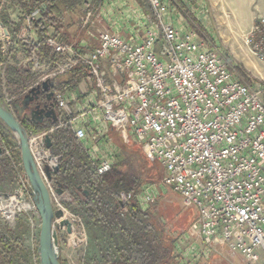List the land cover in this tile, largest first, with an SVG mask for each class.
Returning <instances> with one entry per match:
<instances>
[{
	"label": "built area",
	"instance_id": "1",
	"mask_svg": "<svg viewBox=\"0 0 264 264\" xmlns=\"http://www.w3.org/2000/svg\"><path fill=\"white\" fill-rule=\"evenodd\" d=\"M9 1L1 0L0 11ZM146 2L154 25L145 29L140 40L100 31L93 49L82 53L61 35L49 33L45 43L61 59L52 61L30 52L31 66L40 71L35 84L52 81L57 107V122L28 136L51 199L62 196L54 190L53 169L59 164V156L51 155L45 136L57 128H70L97 174L113 166L112 146L88 136V132H101L83 124L89 117L105 127L111 125L125 137L128 130L161 165V184L196 210L191 229L199 239L200 251L195 253L193 246V256L205 254L212 244H225L232 255H241L245 264H264V77L255 86L244 83L195 30L164 21L168 12L165 0ZM44 7L40 4L20 12L21 28H33ZM93 16L94 9L86 4L82 26H87ZM19 31L15 39L26 42L23 31ZM245 43L262 60L264 74V17L251 28ZM76 66H85L88 71L85 79L90 84V96L86 105L72 112L68 103L74 93L62 81L60 86L55 84V79ZM1 98L12 109L15 99L5 91ZM2 149L8 155V149ZM46 166L52 179L45 176ZM27 187L30 193L29 183ZM136 196L143 208L154 203L149 187ZM133 197L131 191L119 193L117 200L123 211ZM30 207L22 190L0 193L3 219L11 220Z\"/></svg>",
	"mask_w": 264,
	"mask_h": 264
},
{
	"label": "rangeland",
	"instance_id": "2",
	"mask_svg": "<svg viewBox=\"0 0 264 264\" xmlns=\"http://www.w3.org/2000/svg\"><path fill=\"white\" fill-rule=\"evenodd\" d=\"M169 1L172 3L173 0ZM177 3L181 4L180 6L184 11H187L190 20L194 23H192L191 29L195 30L226 59L230 69L241 81L255 86L262 80L264 77L263 62L250 51L245 43V38L257 21L264 17V0H177ZM143 4L148 7L147 14H150L146 0L143 1ZM4 8L1 10L2 12L5 10ZM194 14H196V17ZM216 17L219 18L218 22L215 20ZM67 35L69 36V33ZM62 78L69 81L68 72L58 76L55 79V84L59 83L60 86ZM108 135L116 146L112 156L113 165L117 160L121 162L125 160V162L130 163L129 160L133 158L134 166L140 169L143 165H147V161L150 165L152 164L149 163L150 161L154 162L149 158L143 147L141 148V145L132 138L128 130L126 137L117 129H110ZM7 139L11 144L18 147V139L14 134L9 138L7 137ZM16 149L20 155L19 147ZM133 150H138V153H133ZM1 158L0 180H7L4 183L0 182V192L5 191L13 194L18 190H22L26 202L31 204L30 209H26L11 220L0 217V233L11 244L16 243V254L12 257L10 264H40L38 254L40 216L34 206L29 190H25V188H28V181L24 179L21 156L18 158L19 165L16 162L15 164L7 163ZM144 161H146V164H143ZM153 164L157 167L160 177L149 176V179H142L137 189L131 191L134 197L129 204L130 206L135 205L140 211L149 214L148 218L153 223L155 231L161 230L171 237V256L174 263L245 264L241 255H232L225 244H212L205 254H199L198 256L194 254L193 256L191 251L193 246L195 253L200 251L199 239L195 231L191 229L195 219L193 212L189 206L184 205L179 194L161 184L163 170L157 163ZM152 169L155 170L156 168ZM145 175L147 176V171ZM75 176V182L80 188L87 191L85 184L80 182L79 175L75 173ZM57 180L59 181V179ZM146 187L150 188L155 199L153 204L143 208L139 204L136 195L139 194L142 188L145 189ZM62 188L63 193L60 198L55 195L52 196V206L56 213L54 228L58 239L57 253L60 260L65 264H108L109 259H114L117 256L116 247L124 245L120 231L118 229L106 230L99 221L90 219L85 207L78 205L73 200L70 190L63 185ZM105 200L107 199L105 198ZM68 204L71 207H68ZM127 211L128 209L126 211L120 210L124 214L120 217H122L123 223L127 227L133 228L130 219L126 216ZM12 240H17V242L13 243ZM0 264L8 263L0 259Z\"/></svg>",
	"mask_w": 264,
	"mask_h": 264
},
{
	"label": "trees",
	"instance_id": "3",
	"mask_svg": "<svg viewBox=\"0 0 264 264\" xmlns=\"http://www.w3.org/2000/svg\"><path fill=\"white\" fill-rule=\"evenodd\" d=\"M82 2L83 0H10L6 7H17L21 13H24L40 6V4H45V7L41 8L39 18L32 24L38 33V40L26 41L23 44L24 51L27 53L34 51L40 58L45 57L48 60L57 61L61 59V55L51 53V49L45 43L46 37L50 33L66 38V34L63 31L66 12L73 11ZM2 22L4 23L3 20ZM17 30L18 25H14L13 32L15 33ZM2 46L3 42L0 40V55ZM68 74L70 80L78 81V79L85 77L88 71L85 66H76L69 70ZM30 82L27 75L21 72L17 74L15 80L9 79L6 83H11L15 87L11 91V95H19L18 98H20L30 85ZM67 83L68 81L65 84ZM20 122L29 133H38L44 129L42 125L34 124L27 117L21 118ZM5 130L7 132L10 131L7 127ZM3 132H0L2 133L1 139L6 140L4 146L9 153L2 160L8 163L9 157L13 156L15 159L9 160L10 163L15 164L16 162L19 165L20 161L18 158L20 155L16 149L18 147L15 144H11L7 139L10 135ZM50 138V153L53 156H59V169L55 174L56 181L59 179V182L70 190L73 200L78 205L85 207L90 219L99 221L106 230L113 231L118 229L121 233L124 245L116 247L117 256L114 259H109L108 264H175L171 256V237L164 234L161 230L155 231L153 223L148 218L149 214L140 211L135 205H128L126 216L130 219L133 228L127 227L123 223L122 217H120L124 215H121L122 212H120L123 206L117 200V196L121 191H135L142 179H149V176L159 178L160 174L155 164H153L157 163L162 169L159 162L148 155L154 162L150 161L149 163H152L150 165L147 161V165H143V167L138 169L134 166L133 158L129 160L130 163L125 162V160L122 162L117 160L108 172L99 175L93 169L91 159L83 144L75 138L67 125L57 128ZM134 152L138 153V150H133ZM143 164H146V161ZM154 167L156 168L155 170L152 169ZM146 171L147 176L145 175ZM75 173L79 175L80 182L85 184L86 192L75 182ZM67 206L71 207L70 204ZM190 209L194 218H196V210L193 207H190ZM12 242H17V240H12ZM15 244H11L0 233V259L10 264L12 257L16 254ZM60 262L64 263L61 260Z\"/></svg>",
	"mask_w": 264,
	"mask_h": 264
},
{
	"label": "crops",
	"instance_id": "4",
	"mask_svg": "<svg viewBox=\"0 0 264 264\" xmlns=\"http://www.w3.org/2000/svg\"><path fill=\"white\" fill-rule=\"evenodd\" d=\"M143 1L144 0H85L73 11L66 12V16L64 18L65 26L63 27V31L64 34H66L65 36L67 39L64 37L63 38L74 48H80L82 53L88 52L89 50L93 49L96 44L95 37L100 31H110L118 33L123 38L134 41L140 40L144 34L145 29L149 26L152 27L154 25L151 21L150 14H147L148 7L143 4ZM165 1L168 3V12L163 17L164 21L170 22L181 29H191L193 26V22L190 20L187 11H184V9L181 8V4H178L177 0H171L172 3H170L169 0ZM86 4H90L94 9V16L91 18L89 24L84 27L81 24V18L84 14ZM177 6H179L180 8H178ZM4 9L5 10L3 12H0V40L3 42L0 55V95L4 93V91L8 92V94L11 95V91L15 87L14 85H11V83H6L7 80H15L17 74L23 72L31 81L30 85L28 86L29 88L38 81L40 76V71L35 70L31 66V62L29 61L30 53L24 51L23 44L25 42L23 40L17 41L15 39V36L18 32L21 33V31L19 30H22L26 41H37L38 33L34 27L25 30L21 28V13L17 7H6ZM192 12L194 13L193 10ZM194 15L196 17V14ZM2 20L4 21V23L2 22ZM215 20L216 22H218L219 18L216 17ZM14 25H18V30L15 33L13 32ZM68 33L69 36L67 35ZM64 78L61 79V81L64 82L63 85L70 88L75 95L72 101L68 103V106L72 110V112H76L81 105L84 106L87 104V100L90 96L89 81L86 80L85 77H82L78 79V81L72 79L69 80L67 84H65L66 79ZM28 88H26V90ZM11 96L14 99L15 97L16 99H18L19 95ZM83 124L88 128H90L91 126L92 129H100L101 132H88V136H96L97 138L106 140L115 151L116 146L108 135L109 130L114 129L111 125H106L105 127L98 120H94L89 117H86L83 120ZM49 125L50 124H47L42 127L46 129V127ZM0 127H2L0 128V132L4 131L5 133H8L10 137L13 135L11 131L7 132V130H5L6 127L1 122ZM0 134V142L5 150L6 147L4 146V140L1 139L2 133ZM91 144L92 142H89V145ZM98 146L100 149L103 148L101 142L98 143ZM6 156L7 154L3 153L2 155H0V158L3 157V159H5ZM9 158L10 161L12 160V158L15 159L13 156ZM5 180H0V182L4 183ZM3 193L6 192L4 191Z\"/></svg>",
	"mask_w": 264,
	"mask_h": 264
},
{
	"label": "water",
	"instance_id": "5",
	"mask_svg": "<svg viewBox=\"0 0 264 264\" xmlns=\"http://www.w3.org/2000/svg\"><path fill=\"white\" fill-rule=\"evenodd\" d=\"M52 83L44 80L41 83L30 86L20 98L15 99L12 109L6 106L0 95V122L3 123L18 139V147L24 175L31 187L30 196L33 200L40 216V231L38 239V254L40 264H62L57 253V232L54 228V217L56 215L49 189L47 188L43 176L40 174L35 159L29 146V134L26 128L20 122V119L27 117L34 124L45 126L54 124L58 120L55 108L47 105L48 98L44 96V92L48 91ZM47 119V121H45ZM45 144L47 148L51 146V138L47 134L45 136ZM3 149L0 142V155ZM59 166L53 169L54 174L58 172ZM45 176L52 179L48 166L45 167ZM58 194L63 193L62 184L56 181L54 187ZM86 192V191H85Z\"/></svg>",
	"mask_w": 264,
	"mask_h": 264
},
{
	"label": "flooded vegetation",
	"instance_id": "6",
	"mask_svg": "<svg viewBox=\"0 0 264 264\" xmlns=\"http://www.w3.org/2000/svg\"><path fill=\"white\" fill-rule=\"evenodd\" d=\"M44 96L46 98H48V100L46 101V104L47 105H52L55 108L56 113H57V107L55 105V100H54V97H53V90L51 89V87L48 89V91L44 92ZM45 121H47V119H45ZM47 123H48V121H47ZM62 264H65V263H62Z\"/></svg>",
	"mask_w": 264,
	"mask_h": 264
}]
</instances>
